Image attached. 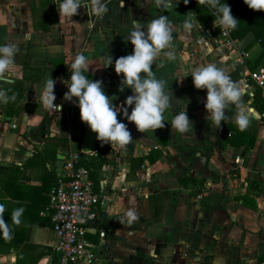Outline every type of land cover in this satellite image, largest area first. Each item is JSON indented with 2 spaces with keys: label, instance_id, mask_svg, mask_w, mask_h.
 <instances>
[{
  "label": "crops",
  "instance_id": "0c3cea01",
  "mask_svg": "<svg viewBox=\"0 0 264 264\" xmlns=\"http://www.w3.org/2000/svg\"><path fill=\"white\" fill-rule=\"evenodd\" d=\"M103 2L106 13L97 16L90 0H82L79 14L68 18L59 15L58 0H0V45L20 50L15 66L0 79V89L16 94L9 111L0 103V203L8 211L23 207L32 218L40 216L30 220L22 240L0 251V264H55L56 235L49 212L39 210L61 171L57 156L63 159L72 150L86 157L98 194V216L86 232L96 246L97 264H264V114L252 106L254 82L247 74L264 61L261 46L251 32L234 38L231 48L218 44L217 29L207 31L216 19L212 9L211 19L185 32L184 15H197L194 8L174 4L165 11L155 0ZM162 14L175 25L170 49L175 59L161 53L153 71L168 82L172 112L183 110L176 100L186 104L192 133L172 130L170 110L165 127L154 133L137 131L121 111L118 120L127 124L133 142L120 148L95 135L92 150L81 151V135L74 129L89 127L80 119L76 98L64 100L68 63L83 53L90 66L84 74L102 80L119 109L132 94L130 88L120 91L122 74L114 70L115 59L133 50L124 36L133 20ZM240 52L241 61L234 62ZM108 55L113 65L104 68ZM210 62L230 69L242 88L240 102L225 109L219 128L206 119V89H196L190 75L183 78ZM49 76L56 80L54 103L61 110L41 102ZM241 116L248 121L243 131L236 122ZM129 210L135 214L131 222Z\"/></svg>",
  "mask_w": 264,
  "mask_h": 264
},
{
  "label": "clouds",
  "instance_id": "9594fccd",
  "mask_svg": "<svg viewBox=\"0 0 264 264\" xmlns=\"http://www.w3.org/2000/svg\"><path fill=\"white\" fill-rule=\"evenodd\" d=\"M187 5L189 0H183ZM201 6H208L216 14L218 23L215 26L221 30H235L238 19L232 15L231 7L221 0H197ZM244 3L254 11H264V0H244ZM157 7L170 11L174 5L173 0H155ZM60 16L72 18L79 14L81 7H84L82 0H58L56 3ZM90 7L97 15L108 11L103 0H90ZM182 22V29L191 32L200 23L196 13L189 11ZM174 22L168 15L155 16L151 20L141 22L133 20L129 33L124 36L125 41H130L133 50L130 54L120 56L115 59L114 70L118 76L122 74L120 81V91L125 88L131 89L120 108L117 109L112 97H110L102 87V80L89 79L84 73L89 72L87 57L83 53H76L68 63L70 79L64 83L68 91L64 93V100L72 102L76 98V104L80 110V119L86 123L92 132L96 133V138L102 144H116L120 148H125L133 142L131 132L127 124L118 120V113L122 111L123 116L135 124L137 131L141 133L155 132L157 129L165 127V112L173 107V94L166 91L167 81L158 78L153 71V65L158 66L161 53L169 59H175L170 49L173 46ZM20 54L19 47L13 44L0 45V79L5 78V73L15 66L17 55ZM113 65L111 55L107 56L104 68ZM192 77L193 85L198 90L206 89V100L204 107L208 113L206 119L216 128H219L225 119V109L230 104H238L242 96V88L238 82L233 81L230 69L210 62L204 66L194 67L184 73L183 78ZM182 80V79H180ZM56 80L49 78L42 87L41 102L48 110H54L61 105L54 103ZM10 90L0 89V103L7 104L15 101L16 94L9 96ZM176 104H181L182 111L171 116V128L174 132L181 134L192 133L193 124L187 115L186 104L176 100ZM129 107L131 112L129 113ZM237 124L243 131L248 121L242 116L237 118ZM6 205L0 203V233L6 241H10L13 236V229L4 218ZM24 208H13L11 212L12 224L19 226ZM127 216L135 219L133 211L129 210Z\"/></svg>",
  "mask_w": 264,
  "mask_h": 264
},
{
  "label": "built area",
  "instance_id": "2783aa9c",
  "mask_svg": "<svg viewBox=\"0 0 264 264\" xmlns=\"http://www.w3.org/2000/svg\"><path fill=\"white\" fill-rule=\"evenodd\" d=\"M214 23L218 21L215 19L208 23L207 31L217 29L215 41L231 48L234 38L229 30H221ZM240 54H235L232 60L240 62ZM247 74L264 96V66L259 64L248 70ZM60 169L56 183L48 190L47 203L39 210V214L49 212L50 226L56 235L52 245L56 255L55 264H71L77 259L83 264H97L99 257L96 246L88 240L86 232L98 216V194L92 187L87 167L79 162L78 151H69L63 157ZM99 245H105L104 241Z\"/></svg>",
  "mask_w": 264,
  "mask_h": 264
},
{
  "label": "trees",
  "instance_id": "16d2710c",
  "mask_svg": "<svg viewBox=\"0 0 264 264\" xmlns=\"http://www.w3.org/2000/svg\"><path fill=\"white\" fill-rule=\"evenodd\" d=\"M221 3H227L231 7V12L234 17H236L238 21L237 28L235 30H230V35L233 38H241L247 32H251L253 37L252 41H257L261 46L262 51L260 55L264 54V11H254L250 9L245 3L244 0H221ZM178 5L188 6L194 8L197 11V18L200 23H204L207 20L212 18L211 9L208 6H201L197 3V0H189L187 5L184 4L183 0H177ZM255 64V63H254ZM251 67L254 68L257 65ZM264 66V61L261 63ZM252 106L260 111L261 113L264 111V96L260 95L259 88L254 84V89L252 92ZM9 103L6 104V111L8 110ZM79 162L84 166H87V159L84 157L83 153L79 152ZM3 193H0V200ZM11 212L6 210L4 213L5 220L12 227L13 238L10 241H6L3 238L2 233H0V251L5 250L9 247L12 241L14 240H22L25 234L26 226L30 222V220H38L40 218L39 215H35V218H32V215H28L29 212H23L21 217V224L19 226H15L12 224L11 220ZM38 255V254H37ZM36 255V256H37Z\"/></svg>",
  "mask_w": 264,
  "mask_h": 264
},
{
  "label": "water",
  "instance_id": "95a60500",
  "mask_svg": "<svg viewBox=\"0 0 264 264\" xmlns=\"http://www.w3.org/2000/svg\"><path fill=\"white\" fill-rule=\"evenodd\" d=\"M173 3L176 4L177 0H173ZM74 131H76L78 134L81 135V139H80L81 151L88 152V151L92 150L96 133L92 132L90 128L74 129ZM57 157L59 158L57 165L61 166L62 157L60 155Z\"/></svg>",
  "mask_w": 264,
  "mask_h": 264
}]
</instances>
